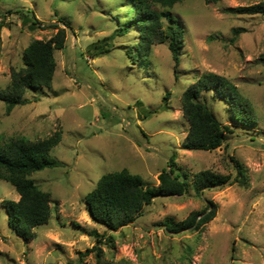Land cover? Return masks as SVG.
Returning a JSON list of instances; mask_svg holds the SVG:
<instances>
[{
	"label": "rangeland",
	"instance_id": "obj_1",
	"mask_svg": "<svg viewBox=\"0 0 264 264\" xmlns=\"http://www.w3.org/2000/svg\"><path fill=\"white\" fill-rule=\"evenodd\" d=\"M262 2L185 0L165 9L184 30L176 64L166 42L153 44L150 55L140 58L130 0H0V93L12 71L23 67L31 42L66 30L65 48L55 51L52 87L28 90L29 103L9 114L0 101V147L61 131L51 156L64 163L30 176L51 193L53 212L27 241L8 225L5 203L18 201L19 194L0 181V264H264V16L231 11ZM32 13L42 24H33ZM209 73L237 87L257 123L238 124L231 104L217 92H204L208 107L235 132L214 151L187 150L181 97ZM172 158L187 193L154 198L133 223L116 231L92 220L86 196L103 175L126 169L157 188ZM235 162L245 170L243 184L234 182ZM203 170L231 179L199 195L192 181ZM210 201L217 213L204 230L165 228V221H184Z\"/></svg>",
	"mask_w": 264,
	"mask_h": 264
},
{
	"label": "trees",
	"instance_id": "obj_2",
	"mask_svg": "<svg viewBox=\"0 0 264 264\" xmlns=\"http://www.w3.org/2000/svg\"><path fill=\"white\" fill-rule=\"evenodd\" d=\"M135 12L134 22L139 30L140 58L150 55L153 44H168V49L178 64L181 58V48L184 43V30L176 24L169 11L176 4L185 0H130ZM218 0H207V3ZM159 6L164 9L158 12L153 9ZM232 12L243 15H263L264 2L231 9ZM20 15H24L20 10ZM23 17V16H22ZM25 17V16H24ZM26 18V17H25ZM169 25L164 27L162 20ZM32 21L35 25L42 24L34 13ZM57 28L56 25L50 26ZM2 25L0 24V34ZM66 30L59 28L58 32L48 41L34 40L23 53V67L13 70L11 81L6 90L0 93V101L6 104L9 114L16 106L26 105L29 100L24 98L28 90L51 88L57 67L55 51L65 48ZM217 92L226 102L231 104L235 121L244 127H253L257 120L248 102L229 79L213 73L201 76L191 84L182 94L183 118L189 129L184 140V147L193 151H214L220 148L228 136L234 134L235 129L230 124H223L202 99L204 92ZM166 93L163 100H167ZM150 112V111H149ZM150 114H152L150 112ZM62 139L61 131L53 136L31 141L24 137L11 139L0 147V181L10 183L19 194L18 201H6L9 228L16 236L27 241L34 238L33 230L46 225L53 209L51 193L42 191L30 176L46 168L63 167L64 163L51 156V151ZM159 175L160 186L151 188L145 185L143 178L124 169L103 175L96 188L86 196L88 212L92 220L111 231L133 223L141 211L152 204L159 196H182L189 190L186 180L174 175L173 165ZM237 176L234 182L245 183V170L235 162ZM231 179L229 175H222L211 170H203L194 175L193 189L200 195L206 189L222 186ZM217 213V205L212 201L199 212H193L181 222L167 220L164 226L171 232L187 229L204 230ZM93 236L100 237L96 231ZM95 246L93 249H96ZM88 250L86 254L93 251Z\"/></svg>",
	"mask_w": 264,
	"mask_h": 264
}]
</instances>
